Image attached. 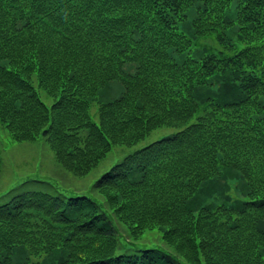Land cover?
<instances>
[{
  "label": "trees",
  "instance_id": "1",
  "mask_svg": "<svg viewBox=\"0 0 264 264\" xmlns=\"http://www.w3.org/2000/svg\"><path fill=\"white\" fill-rule=\"evenodd\" d=\"M2 124L75 174L176 130L105 169L97 197L15 190L0 264H264V0H0Z\"/></svg>",
  "mask_w": 264,
  "mask_h": 264
},
{
  "label": "rangeland",
  "instance_id": "2",
  "mask_svg": "<svg viewBox=\"0 0 264 264\" xmlns=\"http://www.w3.org/2000/svg\"><path fill=\"white\" fill-rule=\"evenodd\" d=\"M235 39L236 34H231ZM201 46H220L219 43L206 35L199 40ZM109 87H105L97 93V99L91 103L90 111L97 118L98 100L111 98L120 93L122 85L119 81H111ZM42 99L50 104L53 100L42 89L39 90ZM176 130V127L162 125L154 128L144 138L132 144H115L110 151L94 167L83 174H75L66 168L55 156L51 144L39 136L32 140H14L9 131L0 125V152L2 167L0 169V202L8 200L15 190L42 189L50 192H60L67 196L87 194L97 197L98 193L92 187V182L111 164L121 159L127 153L143 146L157 138ZM233 187L230 193L234 194ZM121 230H124L120 226Z\"/></svg>",
  "mask_w": 264,
  "mask_h": 264
}]
</instances>
